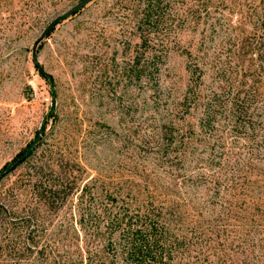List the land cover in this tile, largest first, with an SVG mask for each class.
<instances>
[{
  "label": "rangeland",
  "instance_id": "1",
  "mask_svg": "<svg viewBox=\"0 0 264 264\" xmlns=\"http://www.w3.org/2000/svg\"><path fill=\"white\" fill-rule=\"evenodd\" d=\"M79 1L0 0V172L40 135L36 146L79 164L85 205L101 217L125 208L143 219L151 208L178 205L182 233L221 223L234 237L243 223H257L264 114L255 102L245 114L231 87L216 86L208 61L195 66L202 27L173 36L152 67L110 16L118 0H93L37 46L43 76L32 45ZM167 139L168 150L157 151ZM245 260L264 264L258 254Z\"/></svg>",
  "mask_w": 264,
  "mask_h": 264
},
{
  "label": "trees",
  "instance_id": "2",
  "mask_svg": "<svg viewBox=\"0 0 264 264\" xmlns=\"http://www.w3.org/2000/svg\"><path fill=\"white\" fill-rule=\"evenodd\" d=\"M109 13L152 67L173 36L201 26L195 66L209 62L216 86L231 87L245 114L253 102L264 114V0H118ZM170 141L159 142L157 151L166 152ZM80 169L39 143L0 176V264H241L264 257V209L263 218L243 223L234 237L221 223L182 233L174 224L178 205L151 208L143 219L125 208L101 217L85 205Z\"/></svg>",
  "mask_w": 264,
  "mask_h": 264
},
{
  "label": "water",
  "instance_id": "3",
  "mask_svg": "<svg viewBox=\"0 0 264 264\" xmlns=\"http://www.w3.org/2000/svg\"><path fill=\"white\" fill-rule=\"evenodd\" d=\"M93 0H80L76 4H74L72 7H70L68 10L64 11L63 13L56 16L53 20H51L48 25L43 29L41 34L35 39L33 45H32V60L34 62V65L36 66L37 70L40 72L41 75H45L46 72L42 65L40 64L38 57H37V46L40 44V42L46 38L47 34L61 21L65 20L69 16L75 14L79 9H81L86 4L90 3ZM40 139V135L36 137V139L33 141L31 146L23 153L21 156H19L16 160H14L11 164H9L7 167H5L2 172H0V176L4 173H7L9 170L14 168L16 165H18L20 162H22L25 158H27L31 152L34 150L36 144L38 143Z\"/></svg>",
  "mask_w": 264,
  "mask_h": 264
}]
</instances>
